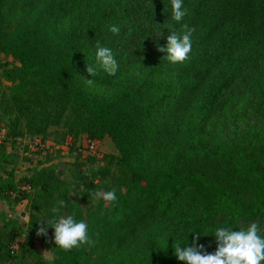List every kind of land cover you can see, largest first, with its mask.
Here are the masks:
<instances>
[{
	"label": "trees",
	"instance_id": "obj_1",
	"mask_svg": "<svg viewBox=\"0 0 264 264\" xmlns=\"http://www.w3.org/2000/svg\"><path fill=\"white\" fill-rule=\"evenodd\" d=\"M183 7L176 22L171 0H0V53L13 61L2 70L11 140H0L1 154L25 135L47 142L51 127L70 144L83 135L98 142L102 158L79 162L94 175L110 173L108 162L94 166L106 159L103 138L118 154L116 201L98 198L88 210L47 150L21 177L1 173L0 200L25 202L28 227L71 214L93 243L65 251L51 228L47 261L0 233V264H80L93 254L97 264H185L175 245L191 244L194 231L207 252L215 251L217 227L257 222L264 234V0H183ZM169 24L194 28L182 63L157 50ZM97 41L112 50L115 75L97 63ZM59 200L66 206L53 213Z\"/></svg>",
	"mask_w": 264,
	"mask_h": 264
},
{
	"label": "clouds",
	"instance_id": "obj_2",
	"mask_svg": "<svg viewBox=\"0 0 264 264\" xmlns=\"http://www.w3.org/2000/svg\"><path fill=\"white\" fill-rule=\"evenodd\" d=\"M172 19L180 22L186 15L183 7V0H171ZM169 33L166 36V44L158 46L157 50L166 53V58L171 63H182L189 58L192 48L191 34L194 28L187 24H182L180 30H176L171 24L166 26ZM109 31L119 34V27L110 25ZM95 59L99 66L109 75H115L118 64L114 58L112 50L96 42ZM88 77L96 75V68L91 64H86ZM83 83L91 87L94 81L80 75ZM97 198L112 203L116 201L115 189L106 192H96ZM64 200L57 201V206L52 208L53 213H58L60 208L65 207ZM46 225V224H45ZM42 225L37 228L38 236H47L46 227ZM47 226L54 229L53 239L55 245L68 251L81 244L91 243L88 235V226L81 220L77 222L73 215H61L49 220ZM230 227H217L214 231L216 247L214 252L205 251L203 244H198L200 232L193 236L192 243L181 246L177 243L174 255L177 260L185 264H261L264 262V234L261 226L257 222H251L246 228H239L235 231Z\"/></svg>",
	"mask_w": 264,
	"mask_h": 264
},
{
	"label": "rangeland",
	"instance_id": "obj_3",
	"mask_svg": "<svg viewBox=\"0 0 264 264\" xmlns=\"http://www.w3.org/2000/svg\"><path fill=\"white\" fill-rule=\"evenodd\" d=\"M6 64L12 66V58H6L0 53V93L2 91L5 92L6 86L10 84L2 78V70ZM8 123L9 116L3 111L2 106L0 105V132L7 129ZM21 127L22 124L20 128ZM49 132V139H47L46 142V150L49 153V158L51 156V159L53 158V161L58 164V169L62 171L60 174L61 178L70 184L73 196L77 197L84 210L90 209L91 206L96 203L98 199L95 196L96 192H106L112 189H117L113 179V176L118 169L116 165L118 154L115 152V149L109 150L106 148V151H104L106 159L94 164L95 167H101L106 165L105 162H108L107 164L109 165L110 173L105 177H101L100 175H94L92 172L88 171L86 166L80 165L79 163L89 158L84 155L85 148L79 139L81 136L78 137L73 144H70V141L66 142L67 140H64L60 129L51 127ZM50 137H53L54 139ZM26 150L27 147L18 143V141L8 143L5 150L8 152L7 156L4 154L2 155V152L0 151V176L1 173L6 174L12 171L14 176L19 178L25 172H28L29 169L33 168L34 162L32 163L26 156ZM73 161H77L78 163L72 164ZM25 204L26 203L24 202L22 205L12 207L6 201L0 200V233L12 234L16 240L24 241L27 248H29L34 254H38L41 259L50 261L52 259L51 243L53 239L50 236L52 227L47 226V224L49 220L52 219L48 216H44L40 218L37 227H28L29 209ZM19 211L24 212L25 215H21ZM11 216L16 219V223L9 220ZM42 225H45L46 227L47 236H38L36 234L37 228ZM89 238L91 243L81 244V246L87 247L91 245L93 240L90 236ZM25 260L32 263L34 261V256H27ZM97 263L98 257L96 254H93L88 261L81 262L80 264Z\"/></svg>",
	"mask_w": 264,
	"mask_h": 264
},
{
	"label": "built area",
	"instance_id": "obj_4",
	"mask_svg": "<svg viewBox=\"0 0 264 264\" xmlns=\"http://www.w3.org/2000/svg\"><path fill=\"white\" fill-rule=\"evenodd\" d=\"M79 139L85 148V157L91 155L97 159L102 158V152L100 151L98 142L85 135L81 136ZM0 140L10 141L11 139L6 136L4 132H0ZM16 141L27 147V150L25 151L26 156L32 163L34 162V165H37V161L41 159L42 154L46 151V142L43 141V138L38 135H25L17 138ZM19 188L23 191H28L30 189L28 185H21Z\"/></svg>",
	"mask_w": 264,
	"mask_h": 264
},
{
	"label": "crops",
	"instance_id": "obj_5",
	"mask_svg": "<svg viewBox=\"0 0 264 264\" xmlns=\"http://www.w3.org/2000/svg\"><path fill=\"white\" fill-rule=\"evenodd\" d=\"M103 144H105V145H103ZM104 146H105V148H104ZM113 147H114L113 143L108 137L103 138V140L101 141V148H103V150L105 149V151H106V148L111 150V149H113ZM19 213L22 214V211H19Z\"/></svg>",
	"mask_w": 264,
	"mask_h": 264
},
{
	"label": "water",
	"instance_id": "obj_6",
	"mask_svg": "<svg viewBox=\"0 0 264 264\" xmlns=\"http://www.w3.org/2000/svg\"><path fill=\"white\" fill-rule=\"evenodd\" d=\"M21 215H25V213L24 212H22V214Z\"/></svg>",
	"mask_w": 264,
	"mask_h": 264
}]
</instances>
